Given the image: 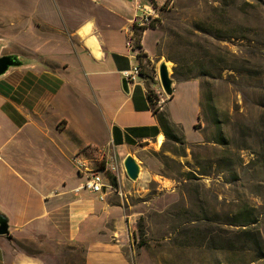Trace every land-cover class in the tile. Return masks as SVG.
I'll use <instances>...</instances> for the list:
<instances>
[{
  "label": "crops",
  "instance_id": "0c3cea01",
  "mask_svg": "<svg viewBox=\"0 0 264 264\" xmlns=\"http://www.w3.org/2000/svg\"><path fill=\"white\" fill-rule=\"evenodd\" d=\"M147 2L0 0L1 54L30 60L0 76V212L9 220L0 264H141L139 210L169 188L155 169L153 152L162 135L166 141L158 115L184 132V121L195 125L200 115L192 82L174 83L159 109L152 92L159 84L150 78L141 74L124 88V71L141 63L128 41L137 5ZM149 31L157 29L142 35L143 65L157 54L146 43ZM182 86L192 96L189 119L173 106ZM75 154L97 171L99 160L114 156L122 167L119 191L102 199L83 188L87 175ZM129 155L141 164L136 182L124 166ZM153 181L160 193L135 201Z\"/></svg>",
  "mask_w": 264,
  "mask_h": 264
},
{
  "label": "rangeland",
  "instance_id": "374dc122",
  "mask_svg": "<svg viewBox=\"0 0 264 264\" xmlns=\"http://www.w3.org/2000/svg\"><path fill=\"white\" fill-rule=\"evenodd\" d=\"M153 28L145 40L157 53L147 66L156 109L172 97L156 73L166 60L177 86L198 88L200 115L153 152L169 188L139 210L140 262L264 264V0H174ZM186 87L173 106L189 119ZM149 187L134 200L160 193Z\"/></svg>",
  "mask_w": 264,
  "mask_h": 264
},
{
  "label": "built area",
  "instance_id": "2783aa9c",
  "mask_svg": "<svg viewBox=\"0 0 264 264\" xmlns=\"http://www.w3.org/2000/svg\"><path fill=\"white\" fill-rule=\"evenodd\" d=\"M173 2L174 0H149L147 3L137 5V14L134 19L133 29L130 31V40L128 41L130 48L136 49L133 40L135 32L146 30L156 25L161 19L163 6L173 4ZM141 72L142 67L140 64H137L131 70L124 71V76L134 83L137 81L138 76L141 75ZM156 73L159 76L158 68ZM72 161L76 165L79 173L87 175V180L82 186L83 188L99 193L102 199L105 198L107 190L119 191V176L122 167L114 156L108 155L106 159L99 160L101 164H96V166H100L101 171L95 170L94 161L83 157L81 154H75ZM115 182H117V185Z\"/></svg>",
  "mask_w": 264,
  "mask_h": 264
},
{
  "label": "water",
  "instance_id": "95a60500",
  "mask_svg": "<svg viewBox=\"0 0 264 264\" xmlns=\"http://www.w3.org/2000/svg\"><path fill=\"white\" fill-rule=\"evenodd\" d=\"M2 43H0V76L5 75L11 68L22 67L27 65L30 60L25 56L18 53H8L1 54ZM168 62L162 61L159 64V76L160 83L163 90L169 96L173 95L174 92V78L170 73L168 67ZM131 81L125 77L124 78V88L127 91H130ZM124 166L127 172V175L131 180H138L141 174V164L136 157L129 155L125 161ZM9 233V220L8 217L0 212V235H5Z\"/></svg>",
  "mask_w": 264,
  "mask_h": 264
},
{
  "label": "trees",
  "instance_id": "16d2710c",
  "mask_svg": "<svg viewBox=\"0 0 264 264\" xmlns=\"http://www.w3.org/2000/svg\"><path fill=\"white\" fill-rule=\"evenodd\" d=\"M151 27H154L151 26ZM145 29L142 30V31H136L135 32V36L133 38V40H135V48L138 49V57L141 61L140 63V66L142 67V72L141 74H143L144 76L148 77V78H151V75L147 69V66L149 64V62H151V60H148L147 62L144 63L143 65V61L147 58L148 54L146 52H144L143 48H142V35L144 33ZM144 66V67H143ZM151 80V79H150ZM149 98H150V101L153 102V97H152V92H150L149 94ZM159 117V121H160V124L162 125V127L164 128V131H165V135L167 138H170V139H174V140H178L180 139L173 131V127L176 126L175 124H173L170 119L168 118V115L166 113H160L158 115ZM116 185H117V182H115ZM139 232H140V237H141V242L144 241V237H145V229L144 227L140 224V227H139ZM256 241H258V237L255 238Z\"/></svg>",
  "mask_w": 264,
  "mask_h": 264
},
{
  "label": "bare ground",
  "instance_id": "6f19581e",
  "mask_svg": "<svg viewBox=\"0 0 264 264\" xmlns=\"http://www.w3.org/2000/svg\"><path fill=\"white\" fill-rule=\"evenodd\" d=\"M168 63V67H169V69H170V66H171V64L169 65V61H167ZM164 141V136L162 135L161 137H160V140H159V142L160 143H162Z\"/></svg>",
  "mask_w": 264,
  "mask_h": 264
}]
</instances>
